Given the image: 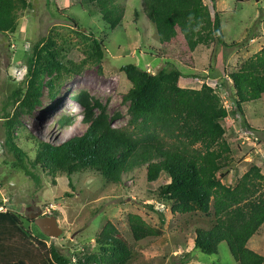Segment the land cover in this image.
<instances>
[{
	"label": "rangeland",
	"instance_id": "obj_1",
	"mask_svg": "<svg viewBox=\"0 0 264 264\" xmlns=\"http://www.w3.org/2000/svg\"><path fill=\"white\" fill-rule=\"evenodd\" d=\"M84 1L28 0L29 7L18 13L16 32L0 33V212L15 213L27 231L24 235L20 226L0 217V264H14L19 259L25 264H49L32 237L48 247L55 246L75 261L78 253L97 248V236L108 221L137 251L128 264H238L225 241L214 254L195 248V229L211 227L214 215L173 213L172 203L160 195L161 188L170 182L166 173L156 181H148L146 168L141 167L126 173L117 184L90 171L57 177L42 174L38 185L16 166L15 156L4 147V122L5 114L15 108L13 93L26 90L33 42L53 35L65 49L64 62L70 69L71 63L78 64L87 56L90 41L85 38L96 37L105 51L101 63H88L79 72L64 74L55 99L45 98L33 113L22 115L15 131L16 141L30 158L36 154V138L59 143L86 130L83 107L73 98L80 90L98 98L111 115H119L114 126L131 130L128 106L123 101L131 83L121 67L133 63L152 73L175 66L184 73L181 87L213 86L229 112L225 134L214 147L229 152L231 162L224 182L235 186L253 164L260 166L264 174V94L260 100L244 104L241 114L236 111L229 76L264 45V0H203L220 12L226 44L210 38L194 49L179 30L174 38L160 36L140 0H119L124 17L113 30L100 14L89 13ZM66 115L74 120L71 127L62 132L59 127L51 128L53 122ZM29 206H35V212L55 216L63 230L61 235H44L27 217ZM132 213L162 229V234L136 242L128 223ZM248 246L264 256V225Z\"/></svg>",
	"mask_w": 264,
	"mask_h": 264
},
{
	"label": "trees",
	"instance_id": "obj_2",
	"mask_svg": "<svg viewBox=\"0 0 264 264\" xmlns=\"http://www.w3.org/2000/svg\"><path fill=\"white\" fill-rule=\"evenodd\" d=\"M140 1L160 36L174 38L180 30L191 49L210 38L226 44L220 12L203 0ZM84 5L89 13L100 14L111 30L124 17L119 0H85ZM28 7V0H0V33H15L18 13ZM85 39L90 41L86 45L87 56L78 64L71 63L70 69L64 62L65 49L53 35L33 42L26 90L13 93L14 111L5 114L4 147L15 156L16 166L38 185L42 174L57 177L90 171L108 183L117 184L126 173L141 167L146 168L148 181H156L166 173L170 182L161 188L160 195L172 203L173 213L214 215L211 227L195 229V248L214 254L225 241L238 264H264V256L248 246L264 225L261 167L251 165L235 186L224 182L231 162L229 152L214 147L225 134L228 109L209 84H203L200 89L181 87L183 72L175 66L163 67L156 73L133 63L121 67L131 83L123 96L131 130L114 126L119 115H111L98 98L80 90L73 98L83 107L82 123L86 130L82 134L59 143L36 138L34 158L18 145L15 131L22 123L23 114L33 113L45 98L55 99L64 74L72 70L79 72L88 63H101L105 56L102 41L96 37ZM229 76L235 91L236 111L243 114L244 104L258 101L264 94V45ZM73 124V118L66 115L53 122L51 128L59 127L62 132ZM0 217L20 226L21 232L27 234L15 213L0 212ZM128 223L136 242L162 234V229L150 225L138 214H129ZM32 240L49 264H128L137 255L110 221L97 236V248L78 253L75 261L53 245L48 247L36 237ZM14 264L25 262L19 259Z\"/></svg>",
	"mask_w": 264,
	"mask_h": 264
},
{
	"label": "water",
	"instance_id": "obj_3",
	"mask_svg": "<svg viewBox=\"0 0 264 264\" xmlns=\"http://www.w3.org/2000/svg\"><path fill=\"white\" fill-rule=\"evenodd\" d=\"M27 217L33 219L41 232L48 237L57 238L63 231L55 216L43 215L41 210L30 213Z\"/></svg>",
	"mask_w": 264,
	"mask_h": 264
},
{
	"label": "flooded vegetation",
	"instance_id": "obj_4",
	"mask_svg": "<svg viewBox=\"0 0 264 264\" xmlns=\"http://www.w3.org/2000/svg\"><path fill=\"white\" fill-rule=\"evenodd\" d=\"M34 209H35V206H29V207H28V210H29L31 213L35 212Z\"/></svg>",
	"mask_w": 264,
	"mask_h": 264
},
{
	"label": "crops",
	"instance_id": "obj_5",
	"mask_svg": "<svg viewBox=\"0 0 264 264\" xmlns=\"http://www.w3.org/2000/svg\"><path fill=\"white\" fill-rule=\"evenodd\" d=\"M179 31H180V30H179ZM183 74H184V73H183ZM182 77H183V76H182ZM182 77H181V78H182ZM181 78H180V79H181Z\"/></svg>",
	"mask_w": 264,
	"mask_h": 264
}]
</instances>
